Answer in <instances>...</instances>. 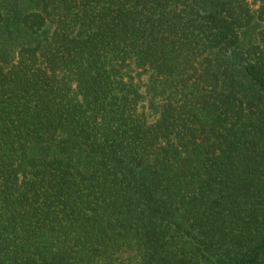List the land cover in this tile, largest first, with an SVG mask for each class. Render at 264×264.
Listing matches in <instances>:
<instances>
[{
  "label": "trees",
  "instance_id": "1",
  "mask_svg": "<svg viewBox=\"0 0 264 264\" xmlns=\"http://www.w3.org/2000/svg\"><path fill=\"white\" fill-rule=\"evenodd\" d=\"M0 264H264V0H0Z\"/></svg>",
  "mask_w": 264,
  "mask_h": 264
}]
</instances>
